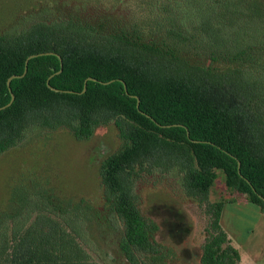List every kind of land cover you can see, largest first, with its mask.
<instances>
[{"label":"trees","instance_id":"obj_1","mask_svg":"<svg viewBox=\"0 0 264 264\" xmlns=\"http://www.w3.org/2000/svg\"><path fill=\"white\" fill-rule=\"evenodd\" d=\"M178 2L150 0V10L158 13L145 31L60 17L12 37L0 35V153L31 126L71 122L83 138L118 118L127 146L102 163L101 178L124 222L122 248L132 264H139L138 252L152 259L162 252L156 225L142 214L134 192L138 165L178 166L189 194L203 199L222 170L228 188L264 210V81L165 52L166 40L177 43L160 20L174 17ZM214 2L208 25L225 34L227 51L236 57L260 53L264 8L257 0ZM151 28L159 31L157 38L147 32ZM41 52L48 53L31 58L27 73L9 85L11 76L24 73L27 58ZM209 207L203 264H238L240 253L221 224L224 202ZM52 214L41 212L16 228L0 251V264H96Z\"/></svg>","mask_w":264,"mask_h":264},{"label":"rangeland","instance_id":"obj_2","mask_svg":"<svg viewBox=\"0 0 264 264\" xmlns=\"http://www.w3.org/2000/svg\"><path fill=\"white\" fill-rule=\"evenodd\" d=\"M257 2L264 8V0ZM177 4L174 17L160 20L177 43L166 40L165 52L191 65L234 71L245 78L251 74L264 81V46L258 47L260 53L239 57L227 51L225 34L215 24L208 25L216 11L214 0H179ZM152 6L150 0H0V35L12 37L36 22L60 17L109 28L139 25L145 31L158 13L150 10ZM202 25L209 28L207 33ZM150 30L152 38H157L159 31ZM117 120L83 138L76 136L71 122L31 126L0 153V251L16 228L28 225L41 212H50L77 236L96 264H132L122 248L124 222L112 210L101 178L102 163L127 146ZM217 173L203 199L189 194L185 173L178 166H137L138 205L156 225L154 240L162 245L161 254L153 259L138 252L139 264H203L209 203L217 201L224 202L221 224L244 258L238 264L262 263L263 209L249 202L247 195L228 188L222 170Z\"/></svg>","mask_w":264,"mask_h":264},{"label":"water","instance_id":"obj_3","mask_svg":"<svg viewBox=\"0 0 264 264\" xmlns=\"http://www.w3.org/2000/svg\"><path fill=\"white\" fill-rule=\"evenodd\" d=\"M48 52H41V53H37V54H32V55H30L28 58H27V61H26V68H25V71H24V73L22 74V75H13V76H11L10 78H9V80H8V84L10 85V82H11V80L13 79V78H15V77H20V76H24L26 73H27V70H28V63H29V60L31 59V58H33V57H36V56H39V55H44V54H47ZM63 66V65H62ZM60 71H62V69L60 70ZM59 71V72H60ZM125 87H127L126 86V84H125ZM53 88V87H52ZM54 89V88H53ZM86 90V85H85V88H84V91ZM14 98H15V96H14V94L12 95V99H11V101H10V103L8 104V105H6V106H9V105H11L12 103H13V101H14ZM139 104V103H138ZM5 106V107H6ZM3 108V107H2ZM1 109V108H0Z\"/></svg>","mask_w":264,"mask_h":264},{"label":"crops","instance_id":"obj_4","mask_svg":"<svg viewBox=\"0 0 264 264\" xmlns=\"http://www.w3.org/2000/svg\"><path fill=\"white\" fill-rule=\"evenodd\" d=\"M258 206V205H257ZM261 210H262V208H261ZM263 211V213H264V210H262ZM237 248V247H236ZM238 249V248H237ZM238 251H239V249H238ZM239 253H240V251H239ZM241 259L243 260L244 258H243V256L241 255V253H240V262H241ZM261 264H264V260L262 261V263Z\"/></svg>","mask_w":264,"mask_h":264}]
</instances>
